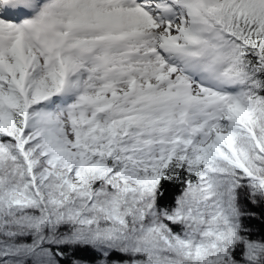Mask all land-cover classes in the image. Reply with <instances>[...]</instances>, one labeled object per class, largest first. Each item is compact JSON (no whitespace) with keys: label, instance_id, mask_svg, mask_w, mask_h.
I'll return each mask as SVG.
<instances>
[{"label":"snow or ice","instance_id":"snow-or-ice-1","mask_svg":"<svg viewBox=\"0 0 264 264\" xmlns=\"http://www.w3.org/2000/svg\"><path fill=\"white\" fill-rule=\"evenodd\" d=\"M0 264H264V0H0Z\"/></svg>","mask_w":264,"mask_h":264},{"label":"trees","instance_id":"trees-1","mask_svg":"<svg viewBox=\"0 0 264 264\" xmlns=\"http://www.w3.org/2000/svg\"><path fill=\"white\" fill-rule=\"evenodd\" d=\"M255 227H257L258 229L260 228V225L257 223L256 225H255Z\"/></svg>","mask_w":264,"mask_h":264}]
</instances>
